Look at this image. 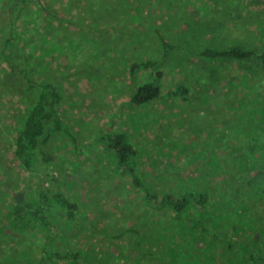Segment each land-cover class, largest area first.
Masks as SVG:
<instances>
[{"label":"rangeland","instance_id":"1","mask_svg":"<svg viewBox=\"0 0 264 264\" xmlns=\"http://www.w3.org/2000/svg\"><path fill=\"white\" fill-rule=\"evenodd\" d=\"M124 1L123 11L113 2L105 8L110 16L97 19L80 11L82 0H53L66 13L56 29L47 19L42 42H29V28L39 29L29 22V0L17 16L28 59L38 60L44 78L63 92L62 115L83 145L53 134L45 147L53 157L48 167H24L14 154L22 98L0 86V264L49 263L42 256L44 227L18 234L9 215L55 185L81 204L74 234L82 253L74 264H264V57L200 55L206 47L233 44L264 51V0H252L253 12L246 0ZM3 36L0 31V42ZM3 59L0 54V68ZM144 59L158 64L131 74V64ZM159 70L162 95L132 103L138 85ZM179 83L190 88L188 95L172 92ZM120 130L137 144L143 183L159 196L186 192L179 181L184 189H208L216 206H192L179 218L146 200L145 189L123 179L114 150L95 141ZM60 232V251L72 247Z\"/></svg>","mask_w":264,"mask_h":264},{"label":"trees","instance_id":"2","mask_svg":"<svg viewBox=\"0 0 264 264\" xmlns=\"http://www.w3.org/2000/svg\"><path fill=\"white\" fill-rule=\"evenodd\" d=\"M36 1L40 2L38 5L33 6L32 3ZM52 1H48V3L46 0H29V22H36L35 25L39 27L38 31L33 27L29 28V42H31L30 38H33V41L36 42L38 40L40 42L43 41L44 31L48 25L47 19L51 20L54 29L60 26L59 22L64 18L62 13H66V11L53 6ZM77 1L79 2V0ZM82 1L83 4L80 11L86 10V13L94 14V16L97 14V19H100L101 16L103 18L110 16L107 12H111V8L109 7L107 12L105 10L110 3L121 2V11L124 10L128 3L124 0ZM24 2L26 0H6L0 9V31L4 34L0 42V54L5 61V65L0 68L2 72V84L0 86L4 91L14 92L22 98L23 105L14 124V154L24 167L34 170L40 169L42 165L47 166L53 159L52 154L45 149L53 134L58 133L64 136L78 149L83 143L80 144L77 133H74L70 123L62 115L63 92L54 81L44 78V72L40 69L41 64L38 60L28 59L27 57V47L25 48L24 44L27 35L17 27V16L24 8ZM73 2L70 3L73 4ZM94 2L100 5H96ZM41 26L42 28H40ZM22 37L24 38L22 39ZM164 43L167 48H171V45H173H170L166 40H164ZM200 55L207 58L235 57L245 59L252 56L264 57V51L258 52L244 45L233 44L227 47H206L200 51ZM18 60L25 61L27 65L21 62L18 63ZM157 64L158 62L154 59L134 61L131 64L130 71L131 74L135 75L138 70L156 67ZM162 76L163 73L159 70L153 79L148 78L140 83L137 90L131 95L130 101L134 104L142 105L159 98L162 95ZM177 86L178 88L173 89V93H177L181 89L185 91V95L189 94L190 88L185 83H179ZM130 139L127 131L120 130L109 132L106 136L102 134L95 141L106 143L110 150H114V154L110 153L114 161H116L117 168L121 171L123 179L127 175L132 178L136 187L145 189L143 196L145 195L146 200L158 203L161 208L172 209L179 215V218L183 213L187 212L186 210L189 211L192 206L198 210H205L207 206H216L218 201L211 202L214 194L212 195L208 189L203 190L194 184L190 186L192 187L191 190L187 189V187L184 189V186L179 181H176L178 188L186 192L170 191L159 196V192L152 190L143 183L144 180L140 175V170H138L136 159L139 148ZM94 144L96 142L92 143L91 146L93 147ZM183 178L185 177L183 176ZM184 180L186 181V179ZM240 180L242 179L240 178ZM59 182L60 180H58ZM235 182L238 183L237 178H235ZM234 194L235 188L232 191L233 196ZM190 197L193 199H190ZM80 206L79 200L68 191H64L63 188L56 187V185L43 187L39 190L37 197L14 206L16 209L13 207L14 210L10 212L9 218L12 219L14 231L18 232V234L25 233L29 236V231L33 232L40 227H44L47 234L44 235L46 244L42 256L48 260V264H68L69 261L74 264V261L81 258L82 253L80 247L76 245V236L74 234V223L80 212ZM57 228H59V232L55 230ZM60 230L69 237L70 241H74L71 242L72 247L65 245L62 251H60L62 246L60 237L63 233ZM124 233L125 231L114 233L113 236L119 238ZM27 238L29 239V237ZM24 261L25 258H21L20 261L17 260V262L22 264H24ZM29 264L31 263L29 262Z\"/></svg>","mask_w":264,"mask_h":264},{"label":"crops","instance_id":"3","mask_svg":"<svg viewBox=\"0 0 264 264\" xmlns=\"http://www.w3.org/2000/svg\"><path fill=\"white\" fill-rule=\"evenodd\" d=\"M245 4H248V5H249V4H250V5H254L255 3H254L252 0H246V1H245ZM245 4H243V7H245ZM250 5H249V8H248V9H249L250 11H252V12L255 11V7H254V6L252 7V6H250ZM246 9H247V8H246ZM238 16H241V13L238 14ZM250 22H251V23H250V26L252 27V26H253V25H252L253 23H252L251 20H250ZM246 24H247V22H245L244 25L241 27V28H243V31H245V32L247 31V29H246ZM229 26H230V25H229ZM251 29H252V28H251ZM248 31H249V30H248ZM226 58H227V57H219V58H213V59H219L220 61H223V60H226ZM245 59H246V58H245ZM247 59H250V58H247ZM215 87H216L215 89H216L217 91L222 90V84H221V82L218 83V85L215 86ZM219 99H222V97H220ZM216 101H217V100H216ZM221 101H222V100H219V101H217V102H221ZM219 105H220V104H218V106H219ZM215 107H216V104L214 105V108H215Z\"/></svg>","mask_w":264,"mask_h":264}]
</instances>
